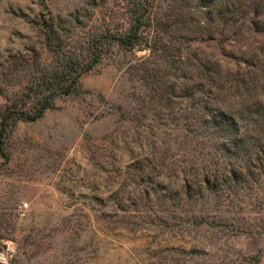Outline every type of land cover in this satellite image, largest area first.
I'll return each instance as SVG.
<instances>
[{"label": "rangeland", "instance_id": "374dc122", "mask_svg": "<svg viewBox=\"0 0 264 264\" xmlns=\"http://www.w3.org/2000/svg\"><path fill=\"white\" fill-rule=\"evenodd\" d=\"M214 2L236 14L224 47L183 39L179 4L160 2L168 49L148 65L176 83L160 96L123 66L147 52L116 49L121 65L96 66L76 96L55 99L35 121L11 116L5 132L0 126V264H264V152L249 181L209 190L199 180L220 161L199 138L191 151L181 145L199 109L198 60L221 65L228 112L241 127L264 123V0ZM89 3L0 0L1 111L33 106L24 87L51 64L43 24L86 13Z\"/></svg>", "mask_w": 264, "mask_h": 264}, {"label": "trees", "instance_id": "16d2710c", "mask_svg": "<svg viewBox=\"0 0 264 264\" xmlns=\"http://www.w3.org/2000/svg\"><path fill=\"white\" fill-rule=\"evenodd\" d=\"M161 1L119 0L115 10L101 13L97 9L104 5L105 0H90L86 13L76 10L65 16H55L52 22L44 23L41 34L47 52L51 54V64L48 69L40 70L38 76L24 87L29 93L27 98L31 99L32 107L24 108V105L8 111L0 110L1 132H5L11 116H14V122L35 121L53 108L55 99L76 96L83 75L100 64H119L114 57L116 49L129 53L147 52L133 63H124L123 66L128 65L127 70H139L143 79L151 82L155 90L159 91V96L163 93L162 88L176 84L166 80L167 74L163 67L148 65L152 58L163 59L168 49L162 43V36L168 26L163 24L159 15ZM177 3L179 9L175 8ZM168 5L181 10L179 15H183V18L175 23L182 24V27L175 32L181 33L185 40L201 42L207 37L216 44L222 43L224 47L226 37L233 35L237 27L235 11H231L229 4H218L214 0H168ZM255 16L252 14L253 18ZM176 52L175 57L185 75L190 67L185 62L188 60L186 53L183 55L179 49ZM160 61L164 62V59ZM195 72L201 96L198 100L199 109L196 121L192 124L194 134L189 136L185 133L181 145L191 151L194 139L199 138L206 142L209 153L220 161L214 172H207L199 180L200 187L217 190L247 182L249 180L246 177L262 166L257 165V162L260 161L259 155L264 152V123L255 121L252 126L241 127L230 116L225 95L228 79L222 76L223 70L219 63L208 69L203 61L198 60ZM188 86H181L180 83V88H177L185 92L186 99H189L187 94L191 90ZM212 93H216L215 97ZM189 128L184 127V132ZM188 193L186 190V195Z\"/></svg>", "mask_w": 264, "mask_h": 264}, {"label": "built area", "instance_id": "2783aa9c", "mask_svg": "<svg viewBox=\"0 0 264 264\" xmlns=\"http://www.w3.org/2000/svg\"><path fill=\"white\" fill-rule=\"evenodd\" d=\"M21 216H23L24 214L23 213H20Z\"/></svg>", "mask_w": 264, "mask_h": 264}]
</instances>
